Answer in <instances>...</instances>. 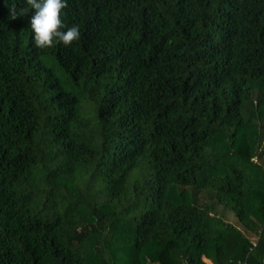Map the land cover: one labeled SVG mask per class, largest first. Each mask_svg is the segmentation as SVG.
Instances as JSON below:
<instances>
[{
	"label": "trees",
	"instance_id": "trees-1",
	"mask_svg": "<svg viewBox=\"0 0 264 264\" xmlns=\"http://www.w3.org/2000/svg\"><path fill=\"white\" fill-rule=\"evenodd\" d=\"M67 2L0 0V264H264V0Z\"/></svg>",
	"mask_w": 264,
	"mask_h": 264
},
{
	"label": "clouds",
	"instance_id": "clouds-1",
	"mask_svg": "<svg viewBox=\"0 0 264 264\" xmlns=\"http://www.w3.org/2000/svg\"><path fill=\"white\" fill-rule=\"evenodd\" d=\"M25 2L33 9L30 25L34 33L33 44L36 48L51 49L57 44L67 47L81 40L79 26L67 27L62 19L66 16L63 10L69 7L67 0H25ZM27 12V8L17 12L15 5L9 9L13 19L26 15Z\"/></svg>",
	"mask_w": 264,
	"mask_h": 264
},
{
	"label": "rangeland",
	"instance_id": "rangeland-1",
	"mask_svg": "<svg viewBox=\"0 0 264 264\" xmlns=\"http://www.w3.org/2000/svg\"><path fill=\"white\" fill-rule=\"evenodd\" d=\"M225 220L227 221V222H230V223H232L233 225H235V226H237L240 230H242V231H245V229H244V227L238 222V220H237V218H236V216L234 215V214H232V213H227L225 216ZM249 236H251V234H249V232H247V231H245ZM252 237V239H254L255 240V237L254 236H251ZM206 260V262L208 263V264H213L210 260H208V259H205Z\"/></svg>",
	"mask_w": 264,
	"mask_h": 264
}]
</instances>
